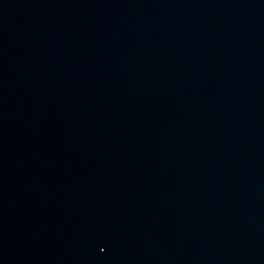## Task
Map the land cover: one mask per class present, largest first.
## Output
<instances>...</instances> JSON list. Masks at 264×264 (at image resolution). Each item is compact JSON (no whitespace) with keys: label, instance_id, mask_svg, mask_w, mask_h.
<instances>
[{"label":"water","instance_id":"water-1","mask_svg":"<svg viewBox=\"0 0 264 264\" xmlns=\"http://www.w3.org/2000/svg\"><path fill=\"white\" fill-rule=\"evenodd\" d=\"M0 264H264V0H0Z\"/></svg>","mask_w":264,"mask_h":264}]
</instances>
